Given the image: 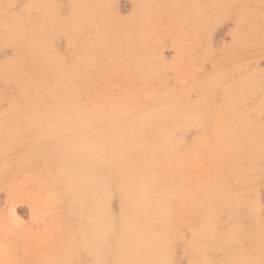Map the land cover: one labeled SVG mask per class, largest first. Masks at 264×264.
Instances as JSON below:
<instances>
[{
  "label": "rangeland",
  "instance_id": "rangeland-1",
  "mask_svg": "<svg viewBox=\"0 0 264 264\" xmlns=\"http://www.w3.org/2000/svg\"><path fill=\"white\" fill-rule=\"evenodd\" d=\"M39 152L0 264L99 263L78 175L101 264H264V0H0V160Z\"/></svg>",
  "mask_w": 264,
  "mask_h": 264
},
{
  "label": "bare ground",
  "instance_id": "bare-ground-1",
  "mask_svg": "<svg viewBox=\"0 0 264 264\" xmlns=\"http://www.w3.org/2000/svg\"><path fill=\"white\" fill-rule=\"evenodd\" d=\"M110 104H112V103H110ZM192 107V106H191ZM221 109V108H220ZM219 111V110H218ZM220 113V112H219ZM191 116V115H190ZM221 118H222V116H221ZM219 123V122H218ZM222 125V124H221ZM216 127V126H215ZM219 136V135H218ZM214 138V137H213ZM203 141V140H202ZM216 143V142H215ZM233 144V143H232ZM236 144V143H235ZM234 145V144H233ZM6 146V145H5ZM35 156H39V158H40V162L39 163H36V165H31V162L32 161H34V160H32V158L33 157H35ZM60 157H62V158H67L65 155H60ZM24 158V157H23ZM50 158H51V156L49 155V153L47 154V152H39V153H33V154H31L30 156H28L27 158H25V159H20L19 161H17V162H15L14 164H12V162H3V160H0V185L2 186V185H5V183H6V181H7V176H10V178L12 177V179H10L11 181H10V183H9V185H8V190H9V192L8 193H6V194H3V195H6V197H8L12 192H13V189L15 188V186H16V184H17V182H16V175L18 174V173H22V176H25V174H23L24 173V171H29V175H32V177H33V179H35L36 181L38 180L41 184H45V183H47V181H48V171H47V169H41L40 167H42V166H45V165H41L42 163H49V160H50ZM68 161V160H67ZM66 161V162H67ZM20 162V163H19ZM36 162V161H35ZM4 163V164H3ZM91 165L92 164H90L89 165V168L93 171V173L95 174V169H94V166L93 167H91ZM20 175V174H19ZM31 177L29 176V177H26L25 179H30ZM63 178V177H62ZM95 178V177H94ZM32 179V178H31ZM24 179H21V181H23ZM64 182H65V180L66 179H62ZM73 180L75 181V182H73L74 183V192L76 193V195L77 196H80L81 194L82 195H84V193H86V202H85V206H84V208H86V209H90V211L91 212H93L91 215H95V217H92L91 219H88L90 222H92V225H91V228L90 229H92L93 231H95L96 232V234H97V241H96V246H97V248H98V254H99V263L98 264H101V260H100V257L102 256V250H101V247H100V242L98 241V239H100V236H99V234H100V231L102 230V229H104V225H103V220L101 219V217H99L98 216V214H99V212L100 213H103L101 210H100V205L98 204V202H99V200H102V199H104V196H103V191L101 190V185L99 184V183H96V181L95 180H93V183H88V184H82L83 183V181H82V178L80 177V175H78V176H75V178H73ZM20 181V182H21ZM95 181V182H94ZM19 183V182H18ZM0 186V187H1ZM7 188V187H6ZM50 188V187H49ZM119 191H120V193H121V197L123 196V198H122V201L125 203L124 204V206H125V209H130V207H133V205H132V201H131V199H127V197H126V193H127V191L125 190V187H124V184H120L119 183ZM2 191L0 190V193H1ZM102 195H101V194ZM44 195H46L45 193H44ZM43 197V196H42ZM127 200V201H126ZM47 202V201H46ZM129 202H130V204H131V206L130 207H128V204H129ZM35 203V202H34ZM43 203H45V202H43ZM42 203V204H43ZM48 203H50V201L48 202ZM45 204H47V203H45ZM51 204V203H50ZM47 207V206H46ZM51 207V206H50ZM32 208V207H31ZM54 209H55V207H54ZM124 209V208H123ZM133 209V208H132ZM56 210V209H55ZM10 211V210H9ZM57 211V210H56ZM60 211V210H59ZM58 211V212H59ZM11 212V211H10ZM66 212V211H65ZM60 213V212H59ZM130 213V212H129ZM129 213H127V215H129ZM104 214V213H103ZM53 215V214H52ZM67 215V214H66ZM90 215V216H91ZM15 216V215H14ZM70 217V216H69ZM53 218H54V216H53ZM53 218H51V219H53ZM56 218V217H55ZM59 219H60V216H59ZM58 219V220H59ZM67 219H68V217H67ZM57 220V219H56ZM67 221H69V220H67ZM52 222H54V221H52ZM51 221L50 222H47V223H52ZM59 222V221H58ZM2 222H0V224H1ZM61 223V222H60ZM55 224H57V223H55ZM59 224V223H58ZM68 224V223H67ZM53 226V225H52ZM50 224H49V226L48 227H52ZM55 227V226H54ZM56 228V227H55ZM61 228H63L62 226H61ZM48 230H50L49 228H47ZM47 230V231H48ZM52 230V229H51ZM45 232V231H44ZM48 232H50V231H48ZM70 232V231H69ZM51 233V232H50ZM71 233V232H70ZM74 233V232H73ZM48 234V233H47ZM46 236V235H45ZM44 236V237H45ZM47 236H51V235H47ZM53 236V235H52ZM51 238V237H50ZM66 239H67V237H66ZM44 240V239H43ZM48 240V241H47ZM46 241H45V243L46 242H48V244H49V242H51V241H49L50 239H47ZM71 242V241H70ZM43 243H44V241H43ZM52 243V242H51ZM38 245H39V243H37ZM40 244H42L41 242H40ZM48 244H44V246L46 245V247L48 246ZM68 244V243H67ZM67 244H66V247H67ZM49 246H50V244H49ZM71 246V245H70ZM50 247H52V246H50ZM34 248H36V247H34ZM33 248V249H34ZM38 248V247H37ZM43 248H45V247H43ZM48 248V247H47ZM49 249V248H48ZM64 249V248H63ZM66 249V248H65ZM35 250V249H34ZM38 250H40V249H38ZM43 250V249H42ZM46 250V249H45ZM68 249H66V251H67ZM41 251V250H40ZM44 251V250H43ZM42 251V252H43ZM50 251L52 252V249L50 248ZM36 252V251H35ZM64 252V251H63ZM72 252V251H71ZM86 252V251H85ZM50 253V252H49ZM49 253H47V257L49 256ZM84 253V252H83ZM35 254V253H34ZM33 254V255H34ZM38 254V253H37ZM37 254H35V255H37ZM39 254H41V253H39ZM46 254V253H45ZM45 254H44V256H45ZM52 254V253H51ZM50 254V255H51ZM64 254V253H63ZM65 254H66V252H65ZM103 254H104V252H103ZM34 255V256H35ZM43 255V254H42ZM42 255H39V256H42ZM70 255V254H69ZM87 255V254H86ZM105 255V254H104ZM44 256L42 257V259L43 260H46L47 259V262H49L48 261V258L50 259V257H46V258H44ZM88 256V255H87ZM86 256V257H87ZM91 257V256H90ZM89 257V258H90ZM36 258H38V256L36 257ZM79 258V257H78ZM30 260V259H29ZM33 260H35V259H33ZM264 260V259H263ZM41 261V260H40ZM39 261V262H40ZM29 262H31V261H29ZM46 261H45V264L47 263ZM83 262V261H82ZM33 263V262H32ZM40 263H42V262H40ZM39 263V264H40ZM263 263V262H262ZM43 264V263H42ZM49 264H50V262H49Z\"/></svg>",
  "mask_w": 264,
  "mask_h": 264
}]
</instances>
